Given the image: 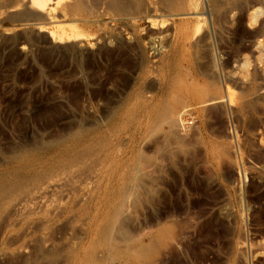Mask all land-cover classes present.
Masks as SVG:
<instances>
[{"label":"rangeland","instance_id":"374dc122","mask_svg":"<svg viewBox=\"0 0 264 264\" xmlns=\"http://www.w3.org/2000/svg\"><path fill=\"white\" fill-rule=\"evenodd\" d=\"M259 6L261 7V5L257 7ZM263 6L264 5H262V7ZM176 21L179 22V19ZM243 21L245 22L246 20ZM244 22H240L241 25L237 23L233 26L225 27L227 29L223 28L224 32L223 30H221L222 33L219 32V36L221 37L218 36V33L215 36L208 37L209 35H206L207 27L205 24L202 25V36L200 35L197 37L198 39H196V37L192 38L183 37L181 34L178 35V42L180 41V43L173 44L171 53L160 59L161 63L158 65L161 69L159 87H152L151 81H149L153 78V74H149L148 71L152 69L151 66L154 65L152 62L155 58L150 54V51H147L146 45L144 44L141 45L142 48L134 46L137 50L131 47L136 52L134 50L133 52L130 47H126L127 49H123V54H114L111 56L103 55L101 58L95 57L96 59L89 56L90 59L86 57L81 60L78 59L79 61H75L69 57L73 61L69 59L66 63L62 62L57 53H54V51L51 52L47 48L48 45L44 46V43L34 42L33 44V41H29L26 43V46H29L27 47L29 50H27L26 54L20 51V46L10 39L11 34H6L4 37L0 35V166L2 167L0 168V174L11 171L16 167V164L10 162L9 155L12 156V154L23 150H31L34 146H43V143L46 144L47 142L65 139L71 131L79 127H86L87 122L88 127H90V122H95L92 123L91 126L97 124L101 126V130L103 131L109 127H113L112 125L114 123L108 124L106 119L108 115H112V113L116 112V107L123 100V124L119 122L118 125L117 123L114 125L118 129L123 128V133L121 136L110 138L113 141L112 144L111 140L107 139V142H105L106 144L104 143L105 146H102V148L104 147L103 149L106 150L109 148L106 153H111V155H114V152L120 153L123 151V164L126 162L123 167H129V165H134L135 162H139L138 166L140 168L138 167V169H140V173L142 172L141 174L144 175H141L143 180L142 184L140 183L138 185V188L136 184L134 186L132 185L133 190L136 191L141 201L144 202V204L142 203L144 206L138 207L137 209L134 208L136 212L138 209L140 210H138L137 213L135 212V214L128 215L131 218V229L133 232L135 230H141L142 235H145L147 231L151 232L150 230L154 228L153 218L156 212H162V214L167 215L171 214L173 216L177 215L181 218L178 217L179 219L177 220L178 223L181 221V225L179 224V227H181L171 240V246L167 247V249H171L168 250V252L165 248L162 256L154 260L151 264H227L229 260L231 261V256L234 251L233 247H235L238 241L237 239L240 237V232L244 230L243 234L246 236L251 246L256 250L258 249V251L264 250V101L262 99L264 95H261V91L257 94L252 88H249V90H247L248 92L239 91L241 85L239 86L238 76L243 72L244 74L242 75L248 73L252 74L255 65L258 64L260 60V57H258L259 55L254 51L252 52V49H250L251 47L253 48V43L258 40V38L252 36V30L247 26L248 24ZM4 29L6 30L5 32H12L14 30V28L8 24ZM141 32L142 31H140V33ZM208 39L210 40L209 43H213L212 47L211 44L208 43ZM197 45L201 47L199 48L200 53L197 50ZM129 49L131 50L130 52ZM200 49L203 52H201ZM125 50L128 51L126 52ZM191 50L199 54L195 53L194 55V52ZM214 54L215 56L213 58L215 61L212 59ZM249 54L251 55L249 56ZM197 55L201 56V58L197 57ZM210 55L211 57H209ZM243 56H245L246 59ZM194 57L197 59L195 60ZM121 60L123 61L121 62ZM150 63L152 64L150 65ZM214 63L217 66L214 65ZM246 63L248 66H246ZM242 64H244V66ZM237 65L240 67H237ZM210 66L212 67L210 68ZM144 69L146 70L144 71ZM247 69L250 71L246 72ZM217 74L219 76L221 74V76L219 77ZM224 75H230L232 80L230 79L229 82L227 77L225 80V78L222 77ZM214 78L217 80V83L219 82L217 84L219 88L220 86H222L223 89L229 87V93L234 99L235 106L239 107L242 97L245 95L248 96L250 98H248L249 103L247 105L249 110L246 108L241 112L237 111V109L236 111H230V109L227 108L226 111L228 112H218L221 115L218 113L213 114V112L211 115L206 112L203 104L194 98L191 91L181 90V87L186 86L188 82L195 83L200 89H208L210 88L209 85L211 80ZM218 78L220 79L218 80ZM252 92L254 94L256 93V96H254V94L252 95ZM262 93H264V90H262ZM218 95L224 96L222 90H219ZM258 96L259 98H257ZM143 97H147L150 100V105L155 103L158 104L159 101L162 104L164 102V105H167V107H171L175 103H182H179L181 104L179 111L183 108L186 111L184 124L186 122L193 123L191 127H189L190 130L188 129L185 132L186 134L183 135L187 143L186 148L189 149L191 147L189 150L185 149L188 150V152L186 151L187 154L190 151L189 155L185 154V151L183 153L180 151V153L178 150L181 148H174L172 152L175 153V157H168L169 155H165V157L163 153L167 154V150L164 147L165 141L162 136L154 135L150 139V125H148V120L151 108H145ZM109 108L111 111H109ZM107 112L111 113L108 114ZM225 113L228 115L226 116ZM106 114L108 115L106 116ZM239 114L240 116H238ZM94 116L99 118H95ZM101 116L102 121L100 119ZM98 120L100 122H98ZM250 122L254 123L251 124ZM166 128L167 127H165V129ZM258 132L263 133V136ZM187 135H190V137ZM239 136L241 138H239ZM227 137L230 138L228 139ZM187 140H190V143ZM262 140L263 143L261 142ZM247 143L248 145H246ZM160 145L164 147V151L161 150L163 147H160ZM221 145H224V149H222ZM65 147L67 146H64V148ZM53 149L52 151L50 148L48 149L45 147L43 156L51 157L59 152L58 148ZM224 150H226V152H224ZM233 150L235 153L232 152ZM227 152H230L231 157ZM139 155L142 158H146L148 155H154L157 161L155 164H147V162L144 161L145 158L144 160L141 159L140 161H136L135 159ZM103 156L104 153L100 148L95 151V154L93 153L84 157L82 163L74 168L78 169V167H81L84 173H88L91 170L93 172L97 169L94 171L96 172L95 174H103L104 171H110L114 164V161L111 162L110 159ZM227 159L232 164L227 162ZM7 161L10 163H7ZM252 162H254V164ZM11 164L14 167H12ZM238 171H240L239 173H241V175ZM239 184L242 188L248 186L245 193L238 192ZM243 184L245 186H243ZM142 185H146V187L149 186L146 188ZM238 194L240 195L238 196ZM240 196H242V198H240ZM169 211L171 212L169 213ZM150 215H153V217ZM73 216L69 218L65 216L66 219H64L65 217L63 216V218L60 219L61 222L59 221L58 226L61 224V228H58L59 234H56V236H54L55 238H62L66 243H71L77 239L78 234H80L78 236L79 238L83 236L85 232L82 229L79 230L81 227L78 223V215L73 214ZM177 216H174V220L177 219ZM71 218H73V220H71ZM62 219L66 220L64 224H67L65 226L66 228L63 227L64 230H62V226H64V221ZM182 219H184V223H182ZM67 220H70V222ZM142 221H144V224L141 223ZM147 224L149 226H147ZM242 224L243 226L245 225V227H243ZM19 227L22 233L25 228H28L27 226H22L24 229L21 226ZM67 228L68 230H66ZM20 229L18 227L13 228L11 231L13 234L9 236L13 235L14 237V235L21 234L19 231ZM30 230H27L29 235L25 240L18 241L17 243L9 236L4 239L0 237V253L2 252V247L3 250H5L4 247L9 238L8 241L10 242L12 240L13 242L11 241V243H14L12 249L15 252L11 251V249H6L5 252L7 253L4 252L3 255H0V264H5V262L8 264H34L35 260H41L43 255L48 253L47 251H40L38 247L37 249L33 248L37 240H39L37 241L39 245L36 244V246H41L40 243H42L47 236V232L31 230L33 232L30 233ZM67 231L69 233L68 235L66 233ZM246 232L249 234V238ZM71 233L74 238H72ZM37 236H39V239ZM40 237L42 242L40 241ZM29 239L31 240L29 241ZM62 240H58V242H60L59 244H61ZM25 243L31 249L28 248ZM31 244L34 246L31 247ZM23 246L28 248V250H25ZM20 249L22 252H17L18 250L21 251ZM28 251L32 252L28 253ZM37 252L43 255H38ZM22 253L24 256L27 255V257L30 258L35 255L37 259L33 260V262L32 259L34 258H29L33 262L32 263L23 255V257L20 258ZM14 254H16V256H14ZM164 255H166V257ZM14 257H18V259H14ZM162 257H164V259ZM260 258L261 257L256 260L255 264H264V261H262L263 258ZM61 259L59 258L60 261ZM43 260L44 259L36 264H67L65 258L62 259V263H60V261L57 262L58 260L49 263L47 259ZM161 260L162 263L159 262ZM109 263L121 264L116 261L115 263L114 261Z\"/></svg>","mask_w":264,"mask_h":264},{"label":"bare ground","instance_id":"6f19581e","mask_svg":"<svg viewBox=\"0 0 264 264\" xmlns=\"http://www.w3.org/2000/svg\"><path fill=\"white\" fill-rule=\"evenodd\" d=\"M258 5H261V7H257ZM262 5H264V0H0V35H3L4 37V35L6 34H11L10 39H12L13 42L18 44L20 46L19 50L24 53L29 50L27 48L29 46H26V43H28L29 41H33V44L34 42L42 44L44 43V46L48 45L47 48L51 52L54 51V53H57L59 55V58H61L62 62H66L70 58L76 61L78 59L81 60L86 57L89 58V56L91 58H101L103 55L111 56L114 54H123V49H127L126 47L135 48L134 46H136L139 48L142 44H144L146 45L145 47L147 48V51H150V54L153 56V58H155V60L153 59L154 61L152 62L154 63V65L151 66L152 69L148 71L149 74H153V78L149 81H151L152 87H159L158 84L160 80L159 78L161 75V69L158 65L161 63L160 59L171 53V48L173 44L180 43V41L178 42V35L181 34L183 35V37H196V39H198L197 37H199L203 32L202 25L205 24L207 27V33L206 30L205 33L206 35H209L208 37L215 36L217 35V33L219 36V34L222 33L221 30H223V28L227 26H233L237 23L240 24V22H244L243 20H246L247 22L245 21L244 23H247V26L252 30V36L258 38V40L253 43V48L251 47L250 49H252V52L254 51L259 55L258 57H260V63L258 62V64L255 65L252 74H246V72L250 71L248 69L245 72L246 75H242L244 74L243 71L242 74L239 73L240 76H238V82L239 86L241 85L239 91L242 90L246 92L247 90H249V88H252L253 91H255L257 94L261 91V95L263 96L264 93H262V90H264V6L262 7ZM177 19H179V22L176 21ZM7 24L14 28L12 32H5L6 30L4 29V27ZM140 31L142 32L140 33ZM209 42L210 40L208 41V43ZM212 44L211 47L213 46ZM198 45V49L197 47L196 49L199 52V48L201 47H199L200 45ZM133 50L134 49H132V51ZM135 50L137 49L135 48ZM130 51L131 50L129 49V52ZM195 53L196 52H194L193 54L195 55ZM250 55L251 54H249V56ZM214 56L215 54L212 56L213 61H215L213 58ZM197 57L201 58V56L198 55ZM209 57H211V55ZM243 57L246 59L245 56ZM194 58L195 60L197 59L196 57ZM122 61L123 60H121V62ZM136 62L138 63L137 60ZM152 63H150V65ZM216 64L214 63V65ZM242 65L244 66V64ZM246 66H248V64ZM211 67L212 66H210V68ZM237 67L240 66L237 65ZM145 70L146 69H144V71ZM222 77H224L225 80L227 77V79H229V82L230 79L232 80L230 75H224ZM219 79L220 78H218V80ZM188 83L186 86H182L181 90H186L189 92L191 91V93H193L194 95V98L203 104L206 112L209 114L213 112V114L218 112H225L227 108H229L230 111H236L237 109V111L242 112L246 108H248L249 110V107H247V105L249 103L248 101L250 98L248 96L245 95L242 97L241 104L239 107L235 106L234 99L229 93V87L223 89L222 86H220L219 88L217 85L219 82L217 83V80H215V78L211 80V83L209 85L210 88L208 89H200V87H198V85H196L195 83ZM219 90H222L224 96L218 95ZM253 94L254 93L252 92V95ZM255 94L254 96H256ZM147 97H143V101L146 109L151 108L148 120V125H150V139L154 135L162 136L165 141L164 147L167 150V154L163 153L164 156L169 155L168 157H175V153L172 152L174 148H181L178 151H182V153L185 151V154H187L186 151L188 152L191 147L189 149L186 148L187 143L183 135L186 134L185 132L188 129L190 130V128H185V126L183 125L185 122L184 116L186 111L184 108L179 111V107L182 103H175L171 107H167V105H164V102L162 104L159 101L158 104L155 103L150 105L151 102ZM257 98H259V96ZM262 99L264 101V96ZM109 111H111L110 108ZM108 114H106V116ZM225 114L226 116L228 115L227 113ZM238 116H240V114ZM100 119L102 121V116L100 117ZM106 120L108 124L114 123L113 125L111 124L113 127H109L108 129L103 131L101 130V126H98L97 124H93L94 126H91V124L95 122H90V127H88L87 122L86 127H79L76 130L71 131L69 134L66 133L68 135L65 139H56L57 141L54 142H47L46 144L43 143V146H34L31 150H23L17 153L14 152L15 154H12V156L9 155L11 160L10 162L16 164V167L15 169L13 168L11 171H6L5 173L0 174V237H2L3 239L8 237L10 234H13L11 232L13 228L18 227L20 229L19 226H27L28 228L24 229V227H22L24 229L23 233L20 229L19 231L21 232V234H17L19 233L17 232V235H14V237L13 235L9 236L16 243L18 241L25 240V238L29 235V232L27 230H30V228L34 231L47 232V236L45 235L46 237L44 238L43 242L41 241L42 239L40 237V241L42 242L40 243L41 246H36V244L39 245V243H37V241H39L37 240L39 236H37V241H35L36 244H34L36 247L33 244H31V247L34 246V249H37L38 247L40 251H47L48 253L46 252L47 254L44 255L40 252L37 253L38 255H43L42 259H47L48 263L56 262V260H58L57 262H59V258H65L67 264H108L112 261H114V263L116 261L121 264H151L152 262H154V260L159 259L162 256L164 249H167L168 246H171V240L173 239V237H175L177 230L181 227H179L181 221H179L180 223H178L177 221L180 217L174 215L177 216L175 222V217L173 215H167L162 214V212H156L155 217L153 218L154 225L150 223L152 221L149 222L154 227L152 230H150L151 232L147 231L145 235L141 234V230L134 229L135 231L133 232V230L131 229V218L128 215L135 214V209L144 206V202L141 201L139 195L136 193L135 190H133L132 185L134 186L136 184V187L138 188V185L140 183L142 184V176L144 175H142V172L140 173V169H138L139 162H135L134 165H129V167H123V165L126 163L125 162L123 164V151H121L120 153L114 152V155H111V153H106L109 148L108 150L103 149L104 147L102 148V146H105L104 143L107 142V139L121 136V134L123 133V128L118 129L114 126L116 123L118 125L119 122L123 124V100L116 107V112L112 113V115H108ZM98 122L100 121L98 120ZM83 123L85 124L84 121ZM253 123L254 122H252L251 124ZM165 127L167 128L165 129ZM259 134L262 135L263 133ZM187 136L190 137V135ZM239 138L241 137L239 136ZM110 140L112 144L113 141L112 139ZM187 141L189 142L190 140ZM261 142L263 143V140ZM246 145H248V143ZM64 146L67 147L64 148ZM45 147L48 149L50 148L51 150L53 148H58L59 152L52 155L51 157H46L45 155L43 156V150ZM160 147L163 146L160 145ZM164 147L161 150H163ZM100 148L104 153L103 157L110 159L111 162L114 161L112 169H109L110 171L107 170L104 171L103 174H95L96 172L94 171L97 169H95L93 172L91 170L88 173H84L81 167H78V169L74 168L75 166H78L80 163H82L84 157L93 153L95 154V151ZM222 149H224V145L222 146ZM224 152H226V150H224ZM232 152H234V150ZM227 153H229L228 155L231 157L230 152ZM189 154L190 151L187 155ZM140 155L135 159L136 161H140L141 159L144 160L145 157L142 158L140 157ZM220 160L223 161L222 159ZM144 161H146L147 164H155L157 160L154 155H148ZM8 162L9 161H7V163ZM227 162L230 161L228 160ZM252 163L254 164V162ZM0 168L2 167L0 166ZM239 172L240 171H238V173ZM239 174L241 175V173ZM243 186L245 185L243 184ZM143 187H146V185ZM238 187V192L245 193L247 191L248 186L242 188V186L239 184ZM239 195L240 194H238V196ZM242 196H240V198H242ZM170 212L171 211H169V213ZM73 214L78 215V223L81 227L79 228V230L82 229L85 233L80 238L78 237L80 234H78L77 239L75 241H72L71 243H66L64 240H62V238L59 237L62 240L61 244H59L60 242H58V240L60 239L54 237L56 236V234H59L58 228H61V224L60 226H58L59 221L61 218H63V216H67L69 218L73 216ZM150 216L153 217V215ZM73 218H71V220H73ZM64 219H66V217ZM183 220L184 219H182V223H184ZM63 221L64 226H62V228H66L65 226L67 224H64L66 220ZM67 221L70 222V220ZM143 222L144 221H142L141 223ZM147 226L149 225L147 224ZM243 227H245V225ZM64 228L62 230H64ZM31 230L30 233L33 232ZM66 230H68V228ZM244 231L240 232V237L239 239H237L238 241L236 242L235 247H233L234 251L233 255L231 256V261L229 260L227 264H255L256 260L259 257L263 258L262 261H264V250L258 251V249L256 250L255 248H253L248 242L246 236L243 234ZM66 233L67 235L69 234L68 231ZM247 235L249 238L248 233ZM72 238L74 237L72 236ZM30 240L31 239H29V241ZM7 241V244L5 245L4 249H11V251L14 252V250L12 249V245L14 243H11V241ZM26 243L28 244V241ZM28 248L24 247L25 250H28ZM170 249H167V251ZM5 250H3L2 247V252L0 253V255H3ZM17 252L21 253L22 250H18ZM31 252L32 251H28V253ZM22 255L23 253L21 254L20 258L24 256ZM14 256H16V254H14ZM34 256L35 255L32 256L34 259H32V257H27V255L24 257H27V259L30 258L33 261L37 259L36 256ZM164 256L166 257V255ZM16 258L18 259V257ZM16 258L14 257V259ZM162 258L164 259V257ZM41 260H35V262H33L34 264H36L37 262H41ZM32 261L30 260V262ZM61 261L60 263L63 262ZM159 262L162 263V260ZM6 263L7 262H5V264Z\"/></svg>","mask_w":264,"mask_h":264},{"label":"built area","instance_id":"2783aa9c","mask_svg":"<svg viewBox=\"0 0 264 264\" xmlns=\"http://www.w3.org/2000/svg\"><path fill=\"white\" fill-rule=\"evenodd\" d=\"M192 124H193L192 122H190V123L188 122V123H185L184 126H185V128H189V127H191Z\"/></svg>","mask_w":264,"mask_h":264}]
</instances>
